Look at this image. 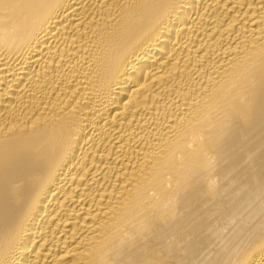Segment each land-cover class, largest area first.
Wrapping results in <instances>:
<instances>
[{
  "label": "bare ground",
  "instance_id": "bare-ground-1",
  "mask_svg": "<svg viewBox=\"0 0 264 264\" xmlns=\"http://www.w3.org/2000/svg\"><path fill=\"white\" fill-rule=\"evenodd\" d=\"M0 264H264V0H0Z\"/></svg>",
  "mask_w": 264,
  "mask_h": 264
}]
</instances>
